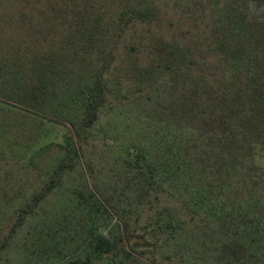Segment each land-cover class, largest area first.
<instances>
[{"label":"rangeland","instance_id":"374dc122","mask_svg":"<svg viewBox=\"0 0 264 264\" xmlns=\"http://www.w3.org/2000/svg\"><path fill=\"white\" fill-rule=\"evenodd\" d=\"M137 7L142 19L130 20ZM263 14L264 0H0V264L96 258V234L141 235L164 205L189 220L204 211L182 198L201 185L203 161L222 171L224 151L264 173V146L207 130L197 110L208 102L188 79L218 69L208 42L228 19L263 39ZM147 163L168 169L159 198L144 195ZM201 227L139 261L120 250L94 262L179 264L169 257L183 246V264H221Z\"/></svg>","mask_w":264,"mask_h":264},{"label":"trees","instance_id":"16d2710c","mask_svg":"<svg viewBox=\"0 0 264 264\" xmlns=\"http://www.w3.org/2000/svg\"><path fill=\"white\" fill-rule=\"evenodd\" d=\"M248 1L250 0H243V4ZM140 7L132 10L130 20L142 19ZM244 13V19L249 22L248 13ZM221 30V34L213 33L208 42L210 55L215 56L218 69L207 75L195 72L192 73L193 76L188 77L196 98L206 99L208 102V107L198 109L197 113L204 114L203 119L210 126L207 129L210 132L240 140L249 146H264V37L262 39L260 35L256 37L253 34L251 39L245 28L237 27L233 17L226 21ZM163 46L168 49L174 47V44L167 43ZM206 71L207 68L204 69V72ZM100 88V91H103L101 85ZM205 95L207 98H202ZM94 99L96 98L92 95L91 100ZM100 103V100L93 101V115L84 121V125L94 123ZM254 119L257 125L251 130L245 125ZM223 160L225 162L222 171L216 174L212 172L215 160L203 161L200 171L201 185H196L193 189L191 187L188 195L182 198V208L191 204L205 213H195L187 220L174 213V207L164 205L157 212V219L146 226L143 234L130 232L126 227L118 237H112L105 232L96 234L94 251L97 257L86 256L85 259L74 260L70 264H98L94 262V258L102 261L110 255H113V261L118 257L120 250L128 259L139 261L144 251L153 252L155 245L181 240L185 226L197 220L202 222L201 229L206 233L203 244L211 245L212 255L215 254L221 264L264 260L263 170L255 168L249 172L248 167L243 164L244 157L239 153L230 154L224 151ZM63 166L65 165L61 164L60 168ZM167 172L166 167L149 165L143 186L145 197L154 192L159 198L158 185L162 181L161 177ZM53 183L52 181L48 184L49 191L53 188ZM234 190H238L239 194L236 199L231 196ZM21 210L23 214L19 221L24 214L29 213L26 208ZM210 223L219 225L220 230L215 227L210 231ZM135 244H139L143 251H137ZM183 248L180 246V251L169 259L183 264L185 256L193 252V249L185 251ZM210 251L207 254L211 255ZM188 260L187 258V262Z\"/></svg>","mask_w":264,"mask_h":264}]
</instances>
